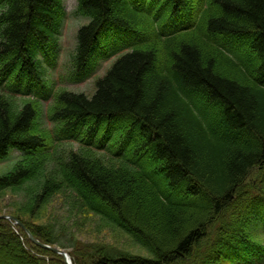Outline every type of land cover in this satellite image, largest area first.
<instances>
[{
	"label": "trees",
	"instance_id": "trees-1",
	"mask_svg": "<svg viewBox=\"0 0 264 264\" xmlns=\"http://www.w3.org/2000/svg\"><path fill=\"white\" fill-rule=\"evenodd\" d=\"M63 1L0 0V161L13 151L22 158L0 172V196L34 182L25 209L39 221L51 196L69 188L145 252L73 234L74 264L262 262L264 244L253 237H264V0H78L77 13L89 22L77 35L74 74H90L127 32L135 35L132 49L97 79L92 95L38 91L14 106L46 81ZM40 95L53 98L55 142L79 139L65 160L36 130ZM15 216L42 242L62 244L68 234L49 219ZM20 232L25 241L0 220V251L16 255L14 262L65 264Z\"/></svg>",
	"mask_w": 264,
	"mask_h": 264
},
{
	"label": "rangeland",
	"instance_id": "rangeland-1",
	"mask_svg": "<svg viewBox=\"0 0 264 264\" xmlns=\"http://www.w3.org/2000/svg\"><path fill=\"white\" fill-rule=\"evenodd\" d=\"M64 6L66 10V18L64 21L63 29L60 36V43H61V52H60V60L57 63L56 67L53 70H50L49 79L51 80L52 84L56 82L58 85L56 87L57 90L66 89L72 90L77 92H84L88 95H92L95 91V78L98 77L97 75L104 74L105 70L109 67L110 62H103V64L99 67V69L95 72V76L89 78L80 83H72L69 80V73L71 70V56L75 51L76 47V34L77 30L80 25L86 22V19L76 13L77 10V0H64ZM14 106H17L20 102L24 100H28L24 97H16ZM30 100V99H29ZM34 101V100H33ZM36 102V101H35ZM52 105L48 103H40L37 102V110L38 115L36 119V130L40 133L47 141L50 140L49 136V129L55 130L57 127L53 126L49 122V112L51 110ZM52 142V139H51ZM79 148V144L77 143H61V144H54L53 143V152L58 153L57 158L58 160H65L67 156L70 154L71 151H77ZM19 153L14 151L11 156L10 160H2L0 161V172L7 170L11 164H15V161H19L22 158H19ZM109 158L106 157V161ZM11 170V168H10ZM253 176L250 178L252 179ZM31 187H21L18 189L8 190L0 196V215L6 214H15L21 213L25 220L33 223H39L40 220H50L53 223L59 224L57 226V232H59L61 226L67 230V236L61 239V243L57 244L60 247L66 246L64 249L67 251H72V246H70L71 236L77 237L79 240L90 243V244H102V245H109L118 248V251H134L137 253L145 254L139 250L133 243L131 238L121 232L117 228H111L110 224L105 220L92 215L88 212L81 202L78 201L75 194L69 189L64 188L60 192L52 195L47 205L43 208L41 214L39 213L38 216L40 218L37 221L35 218H31L29 215L26 214V207H27V199L25 194L28 191H31L32 188L35 187V183L32 182L30 184ZM258 191V190H254ZM27 203V204H25ZM24 206V207H22ZM21 210L22 212H20ZM44 222V221H43ZM12 227L15 229V226L10 222ZM260 235V234H259ZM256 235L253 237V240L264 244L263 236ZM262 237V238H261ZM27 246V244H26ZM29 248H32L37 256L38 254L46 258L45 260L50 263V256L41 253V251L35 246H31L28 244ZM38 247V246H37ZM137 248V249H136ZM16 255H12L10 252L5 251L3 249L0 251V264H12ZM14 264H29L23 260L21 262H14ZM258 264H262L259 262Z\"/></svg>",
	"mask_w": 264,
	"mask_h": 264
},
{
	"label": "water",
	"instance_id": "water-1",
	"mask_svg": "<svg viewBox=\"0 0 264 264\" xmlns=\"http://www.w3.org/2000/svg\"><path fill=\"white\" fill-rule=\"evenodd\" d=\"M0 218H8V219H10V220H15V221H17L16 218L13 217V216H4V215H2V216H0ZM18 223H19V222H18ZM19 224H20L21 226H23L21 223H19ZM30 237H31V240H32L33 242H35L36 244H38L39 246L44 247V248H48V249H50L51 251L56 252V253H58V254L64 256V258L66 259V261H67L69 264H72V261H71L70 256H69L64 250H62L61 248H58V247H52V246H49V245L43 244V243H41L40 241H38L34 236H32L31 233H30Z\"/></svg>",
	"mask_w": 264,
	"mask_h": 264
}]
</instances>
